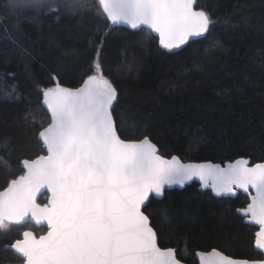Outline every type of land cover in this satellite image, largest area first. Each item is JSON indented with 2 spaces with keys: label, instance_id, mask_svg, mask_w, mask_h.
Returning a JSON list of instances; mask_svg holds the SVG:
<instances>
[{
  "label": "snow or ice",
  "instance_id": "snow-or-ice-1",
  "mask_svg": "<svg viewBox=\"0 0 264 264\" xmlns=\"http://www.w3.org/2000/svg\"><path fill=\"white\" fill-rule=\"evenodd\" d=\"M91 17L97 21L94 36L103 33L89 41L95 48L91 74H82L79 86H64L60 83L64 65L56 61L48 74L54 86L41 87L30 67L36 43L31 31L44 38L46 22L49 29L71 31ZM217 23L228 24L230 17L214 19L197 0H0V55L24 64L42 96L36 110L47 114L36 131L45 154L16 157L23 172L0 191V233L30 222L46 225V232L37 236L25 229L22 238L3 246L5 252H12L20 264H183L176 249L159 246L162 229L154 226L149 205L165 196L166 187H183L194 178L218 197L234 196L238 190L249 194L251 202L237 211L260 226L255 246L264 250V163L249 166V160L241 158L221 167L184 164L175 155L166 158L152 134L140 128L131 105L121 107L119 88L104 74L100 61L113 26L129 25L143 34L144 42L155 33L159 45L172 51L205 37ZM48 42L49 47H60L51 32ZM63 55L81 54L73 48ZM4 95L19 99V86L12 85ZM36 122L34 110L26 109L23 124ZM129 130L139 131V137L122 138ZM15 151L13 139L0 135V170L12 173ZM42 190L46 202L39 203ZM171 220L165 207L162 224L170 226ZM196 255L199 264H264L216 249Z\"/></svg>",
  "mask_w": 264,
  "mask_h": 264
},
{
  "label": "trees",
  "instance_id": "trees-1",
  "mask_svg": "<svg viewBox=\"0 0 264 264\" xmlns=\"http://www.w3.org/2000/svg\"><path fill=\"white\" fill-rule=\"evenodd\" d=\"M197 4L207 6L214 19L230 17V23H217L205 37L172 51L162 48L153 35L150 42H144L138 30L113 26L115 30L101 49L104 74L118 86L121 107L131 105L140 128L152 134L164 155L222 163L239 157L249 158L251 163L264 161V0H197ZM96 24L91 17L71 31H57L46 22L44 38L39 31H31L36 42L30 62L32 78L41 87L54 84L48 80L49 70L60 61L64 65L60 83L78 86L82 74H91L88 69L95 48L89 41L103 35L94 36ZM49 32L58 38L59 48L49 47ZM73 48L81 55H63ZM12 85L19 86V99L4 95ZM41 102L24 64L14 56L6 60L0 55V135L11 137L16 145L12 173L0 170V190L23 172L16 157L33 158L42 153L36 131L47 114L36 110ZM28 108L34 110L37 122L25 126L23 115ZM138 137L139 131L132 130L122 135ZM40 201L45 202L46 195ZM248 202L241 192L216 198L193 182L183 189L165 190L163 198L152 200L149 212L154 226L162 229L158 244L175 247L178 258L183 256L188 264H198L195 251L210 249L235 258L261 259L254 248L257 227L237 212ZM165 207L172 217L170 226L162 224ZM27 228L37 235L46 231L44 226L29 223L0 233V264L20 262L3 246L20 238Z\"/></svg>",
  "mask_w": 264,
  "mask_h": 264
},
{
  "label": "water",
  "instance_id": "water-1",
  "mask_svg": "<svg viewBox=\"0 0 264 264\" xmlns=\"http://www.w3.org/2000/svg\"><path fill=\"white\" fill-rule=\"evenodd\" d=\"M118 26H124V27H127V28H130L131 29V27L129 26V25H118ZM118 26H114V27H118ZM153 36H155L157 39H158V42H159V37H158V35L157 34H155V33H153L152 34ZM200 38V37H199ZM194 39H197V38H194ZM194 39H192V40H194ZM192 40H190V41H192ZM82 83V82H81ZM80 83V84H81ZM50 86H54V84H52V85H50ZM64 86H66V85H64ZM79 86V85H78ZM68 87V86H67ZM41 154H45V153H41ZM173 155H175V156H177L179 159H180V161H181V163H184V164H188V163H211V164H219L221 167H226L229 163H234L237 159H241V158H243V157H239V158H236V159H234V160H228V161H225V162H218V161H210V160H203V161H196V160H183L182 158H180L178 155H176V154H173ZM173 155H170V156H166L165 155V157L166 158H168V159H170L171 158V156H173ZM33 158H35V157H33ZM243 159H248L249 160V166H253L254 164H256V163H264V161H259V162H256V163H251V160L249 159V158H243ZM20 174H22V173H20ZM20 174H18V175H20ZM17 175V176H18ZM16 177V176H15ZM15 177H13V178H15ZM10 181V180H9ZM8 181V182H9ZM193 182H196V183H198L199 184V187L201 188V189H203V190H209L211 193H212V195L214 196V197H217V198H221V197H234V196H216L215 195V193L210 189V188H204L203 186H202V183L199 181V179L198 178H194L193 180H191V181H188L183 187H181L180 185H172L171 187H166V189L165 190H170V189H173V188H177V189H183L186 185H189V184H191V183H193ZM7 186V185H6ZM5 186V187H6ZM4 187V188H5ZM4 188L3 189H1L0 191H3L4 190ZM238 192H241V193H243V194H245V195H247L248 196V198H249V202L248 203H250L251 202V200H250V196H249V194L248 193H244L242 190H238L237 191V193ZM250 192H252V194H254V191L253 190H251L250 189ZM236 193V194H237ZM43 195H47V193L45 192V191H43L42 190V194L41 195H39L38 196V202L39 203H44V202H41L40 201V198H41V196H43ZM157 199H161V198H157ZM247 203V204H248ZM247 206V205H246ZM238 209H243V208H238ZM237 209V210H238ZM238 212V211H237ZM240 215H242L240 212H238ZM243 216V215H242ZM244 217V221L246 222V223H249V224H251V225H254V226H256L257 227V230L255 231V233L256 232H258L259 230H260V226L259 225H257V224H255V223H253V222H251L250 221V217H245V216H243ZM32 225H34V226H37V227H42V226H44V227H46V225H35V223L34 222H30ZM27 229H29V228H27ZM34 231V230H33ZM35 232V231H34ZM46 232V231H45ZM44 234V233H43ZM38 236V235H37ZM20 238H22V236L20 237ZM255 239H256V237H254V248H255V250H257V251H259L261 254H262V258L261 259H252V260H250V261H262V260H264V250H259V249H257L256 248V246H255ZM160 246V245H159ZM161 247V246H160ZM162 248H168V247H162ZM171 248H174V249H176L175 247H171ZM213 249H210V250H208V251H204V252H211ZM217 250V249H216ZM200 251H203V250H197V251H195V256H196V258H197V261H198V264H199V257L196 255V253L197 252H200ZM219 251V250H218ZM233 258H235V257H233ZM236 259H246V258H236ZM15 264H20V262H18V263H15ZM183 264H188V263H186V262H184L183 261Z\"/></svg>",
  "mask_w": 264,
  "mask_h": 264
},
{
  "label": "rangeland",
  "instance_id": "rangeland-1",
  "mask_svg": "<svg viewBox=\"0 0 264 264\" xmlns=\"http://www.w3.org/2000/svg\"><path fill=\"white\" fill-rule=\"evenodd\" d=\"M211 194H212V193H211ZM46 196H47V195H46ZM235 196H236V195H235ZM235 196H234V197H235ZM216 198H217V197H216ZM221 198H222V197H221ZM45 202H46V201H45ZM245 207H246V206H244V207H242V208H245ZM241 216H242V215H241ZM243 218H244V217H243ZM32 230H33V229H32Z\"/></svg>",
  "mask_w": 264,
  "mask_h": 264
}]
</instances>
